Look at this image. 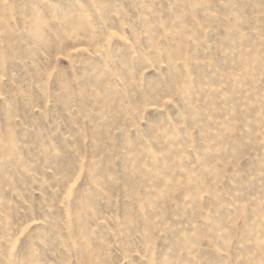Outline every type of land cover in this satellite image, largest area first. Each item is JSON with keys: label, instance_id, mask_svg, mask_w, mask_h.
<instances>
[{"label": "rangeland", "instance_id": "374dc122", "mask_svg": "<svg viewBox=\"0 0 264 264\" xmlns=\"http://www.w3.org/2000/svg\"><path fill=\"white\" fill-rule=\"evenodd\" d=\"M0 264H264V0H0Z\"/></svg>", "mask_w": 264, "mask_h": 264}]
</instances>
